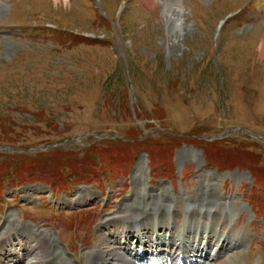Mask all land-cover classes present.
I'll return each mask as SVG.
<instances>
[{
	"label": "rangeland",
	"instance_id": "374dc122",
	"mask_svg": "<svg viewBox=\"0 0 264 264\" xmlns=\"http://www.w3.org/2000/svg\"><path fill=\"white\" fill-rule=\"evenodd\" d=\"M153 1L0 0V173L53 147L77 176L95 162L92 177L58 190L4 181L0 236L36 232L64 263L91 264L106 218L164 199L169 214L148 223L191 226L198 243L212 225L233 236L238 247L217 256L214 245L201 264H264V0ZM170 5L182 32L167 22Z\"/></svg>",
	"mask_w": 264,
	"mask_h": 264
},
{
	"label": "bare ground",
	"instance_id": "6f19581e",
	"mask_svg": "<svg viewBox=\"0 0 264 264\" xmlns=\"http://www.w3.org/2000/svg\"><path fill=\"white\" fill-rule=\"evenodd\" d=\"M150 3L154 5L153 0H151ZM165 14H166L167 22L173 23L176 31L180 30L182 32L183 27H182L181 20H180L182 11L179 10L178 8H174L173 6H171L168 9L167 8L165 9ZM261 49H262L261 58H264V41H263V45ZM87 197L89 196L87 195L85 198ZM135 199L136 198H134V200ZM189 201H188L189 206L187 205L188 209L191 208L192 212L199 210V208L196 209L195 207H193L194 204L197 205L196 201H192L191 203H189ZM165 202L166 201H164V199L162 200L159 199L157 202L158 204L156 203L157 204L156 206L153 205L154 206L152 208L153 212L152 211L149 212L148 210L140 211L137 207L133 205L124 206L122 208L121 214L117 218H114V217L112 219L106 218V221L102 222L98 228L99 230L100 229L105 230L106 232L110 233V235L103 236V239L99 240V244L97 248L95 249L94 252L91 253V257H92V261L90 260L91 264H136V262H138L139 264L141 263L142 264H165L161 259L159 260H161L162 262L158 260H155V261L150 260L151 259L150 257L154 255L153 253L154 251H156L157 255L160 254L161 256H164L165 258H168L169 260H175L174 261L175 264H177L179 259H182L180 264H198V261L191 260L190 256H193L195 259L200 254V256H203L205 258L207 254L209 253V250L214 245H216L217 248L219 247L218 252H217V256H218L223 251H227L228 249H230L229 247L235 248L237 246L236 243H234V245L232 246H231V242L229 243L230 240L233 241V236H230V235L217 236V230L215 233L213 225L211 227L209 226L210 227L209 231H206V233L209 234L207 235L208 236L207 241L198 243V235H197L198 231L197 233L196 231L193 232L194 229H192L191 226H183L182 227L183 229H182V228H179L178 226H175L171 222H169L168 219H164V217L160 218L162 219L161 221L158 219V221L156 220V222L154 223H148L150 221L149 218L151 215H158V218H159V213L161 211L163 212L161 213L162 216H167L169 214L171 208L168 210ZM199 205L201 204L199 203ZM142 211L144 213H142ZM216 212L217 211L213 210V207H202L196 213H201V214L205 213V214L211 215ZM153 217H156V216H153ZM197 218L199 219V217ZM195 220L196 219L193 220L194 223H200ZM130 221H132V223H130ZM122 222H125L126 225L123 224L119 226V224ZM111 227L112 229L114 228V230H111L110 229ZM158 232L159 233L168 232L170 233V238L169 239L165 238L162 236V234H157ZM26 233L27 232L24 231V233L22 234L20 233L21 235L19 236L16 235L17 238L13 239L14 242L12 240L13 235L9 234L8 231H6L3 237L0 236L2 237L0 239V253H1L0 262H3L5 259H7L15 263H21V264H52L53 260L50 257H52V255L56 257L55 253L58 252V251L56 252V249L53 247L54 246L53 242L51 243L48 241V239L44 240L42 238H39L38 237L39 235L36 232L31 234L34 236L33 238L30 239L29 234L28 236H25ZM131 237H134V238L131 240ZM30 241H31V245L32 243H34L32 247L29 246ZM134 241H136V244H140V246L145 247L143 248L142 252L137 251L135 254H133L134 250H132V246H133L132 242ZM8 242H10V244ZM39 242L40 244H43L41 245V247L39 246ZM116 242H117L116 245H118V248L111 247L110 244H115ZM90 244L84 245V246L82 244V246L90 248L89 246ZM42 247H46L47 251L48 250L50 251L51 248L53 249V251H51L52 252L51 255L50 253L48 255L50 256L49 259L47 257H44L42 253L38 252V250L40 248L42 249ZM119 250L122 251L121 252L122 254L120 253ZM157 250H159V252H157ZM32 253H35V254H33V256L27 260L26 259L27 255H31ZM57 254H59V259H58L59 263L60 264L64 263L61 257L62 254H60V252ZM125 254L129 256L131 259H129L127 256L125 257ZM60 259L63 262H60ZM66 261L67 260L65 259L64 264H66ZM80 263L82 264V259H80ZM167 264H169V262H167Z\"/></svg>",
	"mask_w": 264,
	"mask_h": 264
},
{
	"label": "trees",
	"instance_id": "16d2710c",
	"mask_svg": "<svg viewBox=\"0 0 264 264\" xmlns=\"http://www.w3.org/2000/svg\"><path fill=\"white\" fill-rule=\"evenodd\" d=\"M182 142L178 141L177 144H174L175 146H172V148L177 149L181 147ZM143 147L141 149L145 151H151V147L149 145L146 146H139ZM140 149V148H138ZM101 151L97 150L96 148L90 149V154H102L106 155V157L112 158V156L118 155L116 153L111 154L108 151H105L103 149H100ZM153 150V148H152ZM154 151V150H153ZM59 148H53L48 154H43L41 160H24L25 164L23 166L18 167L17 164L12 161V158L9 160L7 159L4 163V165H7L8 168H5L0 173V187H2L4 184V181L9 182V184L14 185H22L28 182H36V181H42L47 184H51L53 186L57 185H69L72 182V178L76 177L78 178L80 175H83L84 177H92L95 173V171L91 170V168H94L95 162H91L88 159L86 161L81 162L82 167H87V170L84 172H80L77 176L75 175L74 167L71 163L66 162L69 158L63 155L62 162L56 159H53L52 157H55L59 155ZM150 154V153H149ZM53 155V156H51ZM152 164H155L156 159L154 158L153 153L150 154ZM7 158V157H6ZM46 158H51V160L48 163L45 160ZM43 160V161H42ZM66 160V161H64ZM164 161V163L167 165L168 163L165 162V159H161ZM65 165H64V164ZM101 163V162H100ZM90 168V169H89ZM61 169L65 171H61ZM45 171V173H43ZM66 171H71V176L69 177ZM44 174V176H43ZM41 175V177H39ZM71 180V181H70ZM264 183V182H262Z\"/></svg>",
	"mask_w": 264,
	"mask_h": 264
}]
</instances>
